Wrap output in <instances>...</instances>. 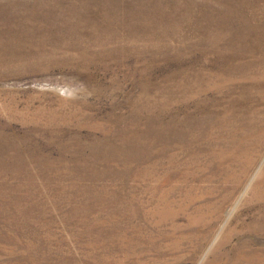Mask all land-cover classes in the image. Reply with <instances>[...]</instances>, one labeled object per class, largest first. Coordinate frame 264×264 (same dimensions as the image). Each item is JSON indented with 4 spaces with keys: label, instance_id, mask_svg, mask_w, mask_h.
I'll return each mask as SVG.
<instances>
[{
    "label": "rangeland",
    "instance_id": "374dc122",
    "mask_svg": "<svg viewBox=\"0 0 264 264\" xmlns=\"http://www.w3.org/2000/svg\"><path fill=\"white\" fill-rule=\"evenodd\" d=\"M0 264H264V0H0Z\"/></svg>",
    "mask_w": 264,
    "mask_h": 264
},
{
    "label": "bare ground",
    "instance_id": "6f19581e",
    "mask_svg": "<svg viewBox=\"0 0 264 264\" xmlns=\"http://www.w3.org/2000/svg\"><path fill=\"white\" fill-rule=\"evenodd\" d=\"M10 18H12V16H11ZM10 20H11V19H10Z\"/></svg>",
    "mask_w": 264,
    "mask_h": 264
}]
</instances>
